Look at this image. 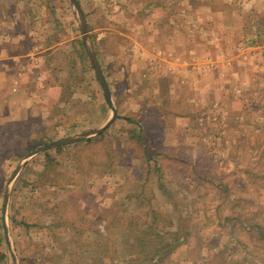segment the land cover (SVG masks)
Here are the masks:
<instances>
[{
  "label": "rangeland",
  "instance_id": "rangeland-1",
  "mask_svg": "<svg viewBox=\"0 0 264 264\" xmlns=\"http://www.w3.org/2000/svg\"><path fill=\"white\" fill-rule=\"evenodd\" d=\"M78 1L118 115L28 157L112 117L77 9L38 2L57 102L0 126V264H264V0Z\"/></svg>",
  "mask_w": 264,
  "mask_h": 264
},
{
  "label": "crops",
  "instance_id": "crops-1",
  "mask_svg": "<svg viewBox=\"0 0 264 264\" xmlns=\"http://www.w3.org/2000/svg\"><path fill=\"white\" fill-rule=\"evenodd\" d=\"M38 2L41 4L42 0H0V126L19 121H25V125H35L39 117L47 125L45 119L53 116V102L56 104L57 101L52 90L56 86L51 77H47L45 70H38V62L42 60L38 45L42 46L44 38L48 37L41 34L45 27L55 33L59 31V25L40 23L44 14H50V9L46 6L42 7L45 13L38 11ZM158 5L160 4L157 2H150L146 6L150 7L149 14L155 13ZM160 6L166 13L164 20L168 22L171 17L170 10L164 3ZM39 12L43 15H38ZM38 26L42 28L40 32ZM47 41L44 43L47 48L56 45H50ZM204 57L213 60L207 54ZM179 60L183 61V58L180 57ZM184 62L186 64L191 60L185 58ZM43 109L46 111L43 112ZM113 180L117 179L114 177Z\"/></svg>",
  "mask_w": 264,
  "mask_h": 264
},
{
  "label": "water",
  "instance_id": "water-1",
  "mask_svg": "<svg viewBox=\"0 0 264 264\" xmlns=\"http://www.w3.org/2000/svg\"><path fill=\"white\" fill-rule=\"evenodd\" d=\"M71 3L74 5V7L77 9L78 14H79V20H80V27H81V31L83 33L84 36V41L86 43L87 46V52L90 58V61L93 65V68L96 72V75L98 77V80L102 86L104 95L112 109V117L108 119V121L100 128L95 129L93 131H88V132H84V133H80L78 135H74V136H68V137H64L58 140H54L51 142H48L44 145H41L40 147L34 149L29 155L28 157L40 153V152H44L48 149L51 148H56L62 145H66L69 143H73V142H77L80 140H83L85 138L91 137L93 135H97L102 133L109 125L112 124V122L117 118L118 112L116 107L113 104V99H112V94H111V90H110V86L108 84V81L104 75L103 69L101 67V64L99 62V59L96 55V53L93 51L92 49V45H91V40L89 38V28H88V24H87V20H86V16L82 10V7L79 3L78 0H70ZM20 168H17V170L14 173V176L16 175V173L19 171Z\"/></svg>",
  "mask_w": 264,
  "mask_h": 264
},
{
  "label": "trees",
  "instance_id": "trees-1",
  "mask_svg": "<svg viewBox=\"0 0 264 264\" xmlns=\"http://www.w3.org/2000/svg\"><path fill=\"white\" fill-rule=\"evenodd\" d=\"M133 136L137 138L138 142L144 143V140L140 133L134 134ZM163 188L167 192V189L165 187ZM153 231L154 229H152V224H151V225L146 226V228L141 231V234L135 236L136 239H138L137 240L138 245L140 246L141 252L143 253L144 256H148V257L154 256L155 254L158 253L159 250L163 248H166V249L168 247L172 248L171 243H167V244L163 243L162 246H159L160 243L163 242V239L166 237L165 233L154 235ZM151 235H153V237L156 236L158 238V243H156L157 245L148 243V240L150 239ZM170 235H171V238L173 237L176 240V242L179 244L183 240L184 242L187 240L188 232L186 231L184 233H181V231L180 232L176 231V232H171ZM167 250L170 251V249H167ZM1 256L3 257V254H1Z\"/></svg>",
  "mask_w": 264,
  "mask_h": 264
}]
</instances>
